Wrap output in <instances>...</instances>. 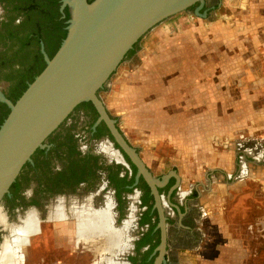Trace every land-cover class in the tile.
I'll list each match as a JSON object with an SVG mask.
<instances>
[{
    "label": "flooded vegetation",
    "instance_id": "obj_1",
    "mask_svg": "<svg viewBox=\"0 0 264 264\" xmlns=\"http://www.w3.org/2000/svg\"><path fill=\"white\" fill-rule=\"evenodd\" d=\"M54 1L0 0V39L6 38V41H0V61L14 55L23 43L26 47L18 54L21 57L19 61L23 60L22 57L28 58L23 66L16 64L13 68L21 74L36 67L37 51L44 63L46 61L42 49L51 58V53L61 43L59 33L54 32L56 23L67 30L69 21L61 11L62 0H56L53 6ZM217 4L214 1L209 7L206 0L201 12L206 13L207 17H198L210 20L212 11L218 9ZM54 9L58 10L57 16ZM195 9L189 10L192 18L196 17ZM164 23L165 21L161 24ZM27 38H32L33 41L27 43ZM141 40L130 51L132 53L126 55L110 80L98 92V96L124 139L136 150L152 177L160 182L157 189L166 217V249L161 264H193V254L203 249L204 241L199 233V227L203 226L202 208L199 206L200 192L194 187L184 191L183 184L177 178L176 168L164 167L159 176L154 175L148 160L141 155V146L132 143L125 134L122 118L116 112L115 115L112 114L104 102V98L108 97L110 82L118 76L122 65L136 59L141 49ZM9 72L10 69H3L0 73V90L13 101L10 95L16 90L17 79ZM7 82L11 84L9 93L1 89V85ZM3 106L0 103V118L7 110ZM98 119L99 113L92 103L76 107L60 128L48 138L46 147L33 155L32 162L24 167L10 193L0 203V216H3L6 224H2L0 220V249L5 242L12 240L16 227L25 225L30 214L37 216L35 230L17 242L21 245L16 248L15 264L21 258L23 259L18 264H27L32 259L27 253L43 250L46 245L48 248L45 250L52 251L51 254L55 256L61 253L71 254L73 257L85 255L88 264H94L93 258L94 262L97 260L94 255H106L110 258L102 264H156L161 256V251L158 250L163 236L161 213L153 189L145 176L140 174L138 166L116 143L107 124L101 122L96 126ZM249 146L252 144L242 142L236 158L237 170L231 174L214 172L210 174V179L230 184L242 182L247 171L240 165L255 162V157L246 152ZM85 210L92 213L103 210L110 212L111 228H106L105 231L108 234L123 233L124 245L121 249L108 247L106 239L104 242L99 241L97 245L98 239L80 236L77 215L83 214ZM36 243L37 247L34 246ZM100 248L110 250L99 252ZM190 250H193V254ZM195 250L198 251L194 253ZM186 254L192 257H184ZM63 263L59 261V264Z\"/></svg>",
    "mask_w": 264,
    "mask_h": 264
},
{
    "label": "crops",
    "instance_id": "obj_2",
    "mask_svg": "<svg viewBox=\"0 0 264 264\" xmlns=\"http://www.w3.org/2000/svg\"><path fill=\"white\" fill-rule=\"evenodd\" d=\"M214 1L219 6L209 23H164L148 33L136 59L122 65L104 98L149 160H159L161 170L176 168L184 191L194 187L200 192L203 225L224 220L221 206L239 182L220 183L210 174L237 170L242 142L254 138V90L264 89V72L249 66L251 47H264V0H207L208 6ZM225 8L234 19L226 28L229 39L187 37L193 27L207 34L222 29L217 20L226 16ZM177 30L186 37H166ZM222 46L233 48L232 70H222ZM165 149L170 156L161 155Z\"/></svg>",
    "mask_w": 264,
    "mask_h": 264
},
{
    "label": "water",
    "instance_id": "obj_3",
    "mask_svg": "<svg viewBox=\"0 0 264 264\" xmlns=\"http://www.w3.org/2000/svg\"><path fill=\"white\" fill-rule=\"evenodd\" d=\"M206 0H62L68 8L67 38L53 58L42 49L46 67L13 102L0 90V103L10 110L0 127V203L33 155L60 128L76 107L92 103L99 113L96 126L105 122L116 143L138 166L156 196L161 213V264L166 249V217L152 177L136 150L109 117L98 92L110 80L126 55L157 25L196 6L202 13ZM177 177V176H176ZM178 178V177H177Z\"/></svg>",
    "mask_w": 264,
    "mask_h": 264
},
{
    "label": "rangeland",
    "instance_id": "obj_4",
    "mask_svg": "<svg viewBox=\"0 0 264 264\" xmlns=\"http://www.w3.org/2000/svg\"><path fill=\"white\" fill-rule=\"evenodd\" d=\"M222 11L223 16H226L221 18V20H217V23H223L225 25L221 27L222 29L218 30V27H216L213 29L214 31H210L207 34V32L199 31L198 27H193L195 29L190 28V30L193 31H187V37L207 40L213 37L222 40L229 39L228 37L230 36H228L226 32V28L229 26V22H233L234 19H231V16H229L231 14L230 9L225 8ZM190 15H192V13L185 12L165 21V23L178 24L180 22H187L185 24H189L191 23L189 20H191L192 23L202 24L209 23L210 21L202 20L198 16L192 18ZM168 35L169 36L164 35L162 37H186L183 36L180 30L175 32L170 31ZM147 37H149V35ZM251 48L254 61L249 64V66L252 70L264 72V57L262 61L259 60V56L264 55V47L261 49L259 46H252ZM208 49L212 48L208 47ZM232 49L226 46L221 47L222 70H232L236 67L234 63L235 60L230 57L234 56V51ZM245 50L246 48L244 51ZM10 86L11 84L8 82L3 83L1 89L9 93ZM254 93L253 108L256 127L254 129V138L251 143L247 142L248 145L252 144V146L247 147L246 152L251 153L252 156L255 157V162H247L248 164L244 166L240 165L241 168L245 167L247 176L242 182L240 181L238 183L239 185L236 189L230 191L229 195L226 197L227 201H224L223 206H221L220 213L224 214V220L218 223L211 219L210 222H206L203 227H199L200 237L204 240L202 244L203 249L200 250L199 253H196L198 250H195L194 253L196 254H193V250H190L193 257L190 256V254L183 255L184 257L187 255L190 256V258L192 257L197 264H264V89L261 91L256 89ZM238 96L239 95H235L236 98H238ZM112 114L115 115L114 110ZM244 150L245 148L243 152ZM141 155L148 160L149 164H147L154 175L159 176L161 171L159 166L160 161L156 159L149 160L143 150ZM161 155L165 157L170 156V149H165V152L161 153ZM243 170L244 168L241 171ZM36 220L37 216L35 215V222ZM13 238L14 236L11 237V239ZM34 246L37 247V243ZM45 248H48V245H46ZM45 248L43 250L37 249L33 254L28 252V257L32 256V259H28L29 261H27V264H59V261H63V264H88V259H86L85 255L78 254L73 257L68 253H59L60 255L55 256L51 254L52 251L48 252ZM94 257L98 260L94 262L93 258L92 262L94 264H102L104 260H110L106 255H94ZM73 258H75L74 261ZM22 259L23 258H21L18 263H20Z\"/></svg>",
    "mask_w": 264,
    "mask_h": 264
},
{
    "label": "bare ground",
    "instance_id": "obj_5",
    "mask_svg": "<svg viewBox=\"0 0 264 264\" xmlns=\"http://www.w3.org/2000/svg\"><path fill=\"white\" fill-rule=\"evenodd\" d=\"M59 212L61 211H58V214H61ZM61 216L63 215L61 214ZM77 217L79 220L78 230L80 231V236L85 237V239H88L87 237L91 238L92 240L98 239L97 245L100 242H104L106 239L108 242L105 243L110 248L117 247L121 249L123 247V233L115 232L114 234H108L105 231L106 228H111L110 212L108 210H103L100 213H92L91 211L85 210L83 214L77 215ZM0 220L3 222L2 216H0ZM35 227V215L30 214V216L25 220V225L16 227V229L14 230L15 235H13L14 238L12 240H8L3 244L2 248L0 249V264H15L16 258L14 256L16 254V248L20 245L17 244V242L21 241L27 234L34 231ZM72 228L74 230V227ZM110 248H100L99 252H107V250H110Z\"/></svg>",
    "mask_w": 264,
    "mask_h": 264
},
{
    "label": "trees",
    "instance_id": "obj_6",
    "mask_svg": "<svg viewBox=\"0 0 264 264\" xmlns=\"http://www.w3.org/2000/svg\"><path fill=\"white\" fill-rule=\"evenodd\" d=\"M89 1L92 2L94 0H89ZM55 3H56V0L54 1L53 6ZM192 9H195V7H193ZM54 14H55V16H57L58 10L54 9ZM65 15H66V19H70V13H69L68 8L65 10ZM55 28L56 29L54 32L59 33V36H60L59 42H61V43H60L59 47H57V49H55V51H53L51 53V55H50L51 58H53L55 56V54L57 53V51L61 47L63 41L67 38V35H68V31L63 30L62 26H60V23H56ZM14 36H16V35H14ZM5 39L6 38L0 39V41H2V40L6 41ZM32 41H33L32 38H27V43L32 42ZM37 45H38V42H37ZM25 47H26V44L23 43L22 47L14 55H12L11 57H8V58L4 57L2 59V61H0V73L3 69H6V70L10 69L9 73L11 75L15 76V79H17L16 90H15V92L12 93V95H10V98L13 100V102H16L23 95V93L27 90L29 84H31L34 81L35 77H37L46 67V63H44L42 61V59H40V57L38 56L39 52L37 51L36 52L37 60H36V65H35L36 67L35 68H33L32 70H26L22 74L20 71L13 69L16 64H20L22 66L25 64L28 56H27V58H26V56L22 57L23 60L19 61V59L21 57L18 55L22 52L23 49H25ZM130 53H132V52H130ZM1 55L2 54H0V56ZM0 80H1V78H0ZM87 104L90 105V103H86V105ZM3 107L7 110L5 111V113L0 118V127L10 113V110L7 108V106L4 105Z\"/></svg>",
    "mask_w": 264,
    "mask_h": 264
}]
</instances>
